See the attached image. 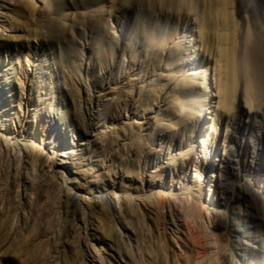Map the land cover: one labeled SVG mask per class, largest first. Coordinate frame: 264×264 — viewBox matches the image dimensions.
Returning <instances> with one entry per match:
<instances>
[{
    "label": "rangeland",
    "instance_id": "374dc122",
    "mask_svg": "<svg viewBox=\"0 0 264 264\" xmlns=\"http://www.w3.org/2000/svg\"><path fill=\"white\" fill-rule=\"evenodd\" d=\"M151 1L0 0V264H264V122L217 111L264 0Z\"/></svg>",
    "mask_w": 264,
    "mask_h": 264
},
{
    "label": "bare ground",
    "instance_id": "6f19581e",
    "mask_svg": "<svg viewBox=\"0 0 264 264\" xmlns=\"http://www.w3.org/2000/svg\"><path fill=\"white\" fill-rule=\"evenodd\" d=\"M152 1L155 2L156 0ZM152 1L151 3H153ZM228 30L230 31V29ZM225 31H227V29H225ZM229 31L227 32L228 34L226 32H222L221 34L219 33L220 36L218 37L220 39L219 46L221 47L219 48L220 50L218 57L223 60L226 64L224 70L226 79L225 81L219 82L218 94L220 101L217 111L220 110L219 115H221V113L229 112L232 108V101L233 98L236 96L234 95V78L238 77V80L240 79V81H242V96L243 101L245 103V108L248 112H245V110L243 111V109L238 104V108L236 110V120L239 121L238 123H242L243 121H246L247 123L258 122L255 123L256 126L261 127V123L264 122V39L263 37L258 36V34L253 35L251 38V34L247 33L242 37L241 41L238 42L239 45L236 49V40H233L232 38L234 37V35L236 36L238 34L234 33L235 31ZM103 75L104 76L101 81H107L110 75V69L107 68L104 71ZM196 101H202V96L197 95ZM202 103L203 105H201L199 109L200 113H202L205 108L204 101H202ZM258 117H261V120L257 121ZM253 150L254 151L252 152V157L254 155L260 157L262 154L264 155V152H261L262 150L260 152L256 149ZM263 164L264 162L262 163V165L260 164L261 166L259 165L260 168L264 167ZM259 166L257 167V169L259 168ZM74 198L76 197L74 196ZM192 215H194V212L192 210H189V212L185 214V218L190 219ZM259 215L264 216V213L261 214L260 211ZM81 221L83 224L82 228L86 230L88 226V221L86 220V218H82ZM2 225H0V227ZM190 225L191 224H187L186 222H182V225H180L183 228L182 233L184 234L187 240H192L194 238ZM104 229L105 233L108 234L110 233V231H112L108 226L104 227ZM248 238L249 239L246 241H249L248 243L250 244L254 243L256 246H254L253 248L255 250L258 249L261 255L264 256L263 238L258 235H249ZM254 253V255H256L258 252L254 251ZM197 256V261L202 260L200 252H197Z\"/></svg>",
    "mask_w": 264,
    "mask_h": 264
}]
</instances>
